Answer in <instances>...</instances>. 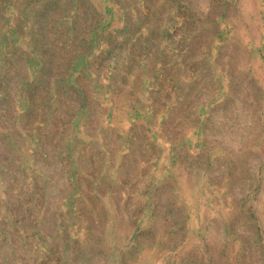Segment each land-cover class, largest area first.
<instances>
[{"label": "rangeland", "instance_id": "374dc122", "mask_svg": "<svg viewBox=\"0 0 264 264\" xmlns=\"http://www.w3.org/2000/svg\"><path fill=\"white\" fill-rule=\"evenodd\" d=\"M0 264H264V0H0Z\"/></svg>", "mask_w": 264, "mask_h": 264}]
</instances>
